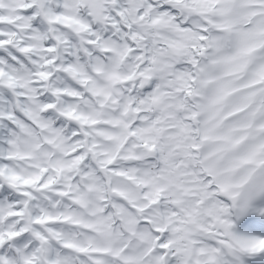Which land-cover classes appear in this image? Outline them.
I'll list each match as a JSON object with an SVG mask.
<instances>
[{
	"label": "snow or ice",
	"instance_id": "obj_1",
	"mask_svg": "<svg viewBox=\"0 0 264 264\" xmlns=\"http://www.w3.org/2000/svg\"><path fill=\"white\" fill-rule=\"evenodd\" d=\"M0 264H264V0H0Z\"/></svg>",
	"mask_w": 264,
	"mask_h": 264
}]
</instances>
